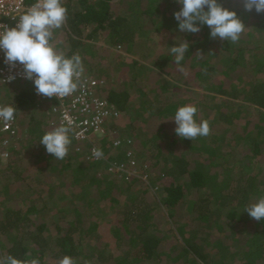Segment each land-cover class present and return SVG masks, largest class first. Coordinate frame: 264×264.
Wrapping results in <instances>:
<instances>
[{
    "label": "trees",
    "instance_id": "16d2710c",
    "mask_svg": "<svg viewBox=\"0 0 264 264\" xmlns=\"http://www.w3.org/2000/svg\"><path fill=\"white\" fill-rule=\"evenodd\" d=\"M73 1L64 0L67 20L63 28L69 46L61 54L71 57L78 53L82 62L105 51L116 54L118 47L132 53L141 39L159 41L155 26L179 30L174 17L179 6L175 2L170 3L176 5L172 9L171 5L161 9L160 0H77L76 5ZM221 3L235 10L246 27L237 43L223 42L224 52L218 54L215 62L201 60L212 39L207 25H201L198 33L179 32L180 42L187 40L190 45L179 64L170 55L169 46L159 51L152 68L134 62L139 66L134 77L144 78L148 72L158 81L149 92L139 90L144 98L133 117L135 121L145 122L141 139L144 153L137 155L135 151L134 141L138 136L133 135L134 130L123 129L116 120H111L104 137L93 140L99 143L102 158H90L93 142H81L69 134L68 155L63 160L55 159L39 142L46 131L53 129L52 121L45 107L36 102L33 86L18 84L19 88L6 100V105L13 106L15 114L25 107L31 111L22 119L20 140L13 145L7 161L3 163L0 159V256L11 254L22 261L35 259L38 264H59L66 255L75 264H157L158 260L161 264H264V219L257 221L245 211L264 192V184L255 171L264 161V13L247 12L243 5L233 4L234 0H221ZM144 17L153 20L149 30H145ZM253 26L261 33L258 43L253 29L249 28ZM101 40L105 47L97 44ZM187 61L191 70H183L186 75H181L179 68ZM209 76V90L223 100L236 102L232 114L223 108L219 115L218 104L200 103L190 97L194 93L176 94L178 82L189 84ZM134 77L126 79L124 88L101 86L102 95L121 112L130 108L133 92L129 81ZM163 91L171 93L162 94ZM148 97H153L158 105ZM239 101H250L257 106L249 119L238 116V108L247 107ZM186 104L197 107L198 122L209 121V136L192 141L175 133L176 123L171 118ZM38 112L42 113V119L37 118ZM146 112L151 119H147ZM221 124L231 128L224 129ZM116 139L120 144L115 145ZM237 140L244 147L236 157H239L236 167L243 170L238 177L231 166L224 164L233 156L225 146H234ZM133 150L139 167L141 159L149 160L150 165L151 160L156 165L164 163L158 173H152L155 169L151 168L146 179L147 190L135 189L136 183L145 182L139 173L129 176L121 172L123 181L108 177L110 167L127 162L128 152ZM26 157H31L37 173L47 170L51 176H58V180L51 178L50 183L40 181L44 191L40 198H31L37 191L31 186L34 179L27 176V164L23 163ZM196 160L201 165L194 166ZM206 165H210V173L204 171ZM7 178H12L15 184L25 180L27 185L17 190L16 186L7 184ZM149 187L157 188V198L147 194ZM66 188L70 199L62 206L55 205L50 193L55 190L56 194L62 193ZM24 192H31L27 194V201ZM64 197L65 194L59 196L60 202ZM85 207L92 208L89 217L84 216ZM55 212L61 218L53 223V233L47 219ZM158 215L172 222V236L161 231ZM231 222L243 224L242 233L232 239L240 247L236 257L237 253L232 254L230 250L219 253L220 249H212V240L218 236L215 244L225 245L226 249L223 237L227 236L225 228ZM86 238H93L95 245L86 246Z\"/></svg>",
    "mask_w": 264,
    "mask_h": 264
},
{
    "label": "clouds",
    "instance_id": "9594fccd",
    "mask_svg": "<svg viewBox=\"0 0 264 264\" xmlns=\"http://www.w3.org/2000/svg\"><path fill=\"white\" fill-rule=\"evenodd\" d=\"M176 2L182 5L180 10L174 13L181 32L198 33L201 25H207L210 28L211 38L237 43L245 30L246 25L237 12L225 7L221 0H176ZM242 2L245 11L255 10L257 13H264V0H242ZM66 20L67 8L64 0H36V3L19 16L14 27L0 31V51L4 53V63L10 69H14L17 64L22 65V76L33 81L37 94L47 98L56 97L62 100L71 95L77 90L78 81L84 71L82 57L78 53L68 57L58 52L51 43L54 30L61 28ZM189 47L187 40L170 47V55L176 64L184 60ZM90 75L94 76V74ZM14 79H16L15 74L7 77L9 81ZM15 111L13 106H0V121H12ZM197 111V107L193 104L180 106L176 110L171 119L176 123L175 133L180 138L194 141L197 137L210 135L209 121L198 122ZM69 132L68 126L61 125L46 131L39 142L55 159L63 160L68 155L71 144ZM94 155L99 156V151L94 150ZM245 211L257 221L264 219V195L249 204ZM0 264H38V262L35 259L22 261L8 254L0 256ZM59 264H75V262L72 257L66 255L59 260Z\"/></svg>",
    "mask_w": 264,
    "mask_h": 264
},
{
    "label": "rangeland",
    "instance_id": "374dc122",
    "mask_svg": "<svg viewBox=\"0 0 264 264\" xmlns=\"http://www.w3.org/2000/svg\"><path fill=\"white\" fill-rule=\"evenodd\" d=\"M77 0H74L73 2L75 3V5L77 4L76 2ZM179 6V10L182 7V5L178 4L176 2V0H160V7L161 9H164L166 6H170L171 5V9H172V5L173 7L176 6L175 4H170V3H174ZM233 4H240L243 5L242 0H234ZM124 6L126 7V5L124 4ZM122 7L123 12L125 7ZM130 15V14H129ZM131 17V15H130ZM144 22H145V30H149L151 25V22H153L152 18L149 17H144ZM134 23L139 26L136 23V20H134ZM170 24V22L168 23ZM253 30L252 33H254V39L256 40V42H260V32L258 30V27H249ZM156 29V31L158 32V38L159 41H154L153 40H145V39H141L139 41L136 42L133 52L129 53L125 51V47H118L115 51L116 54H112L110 52L106 53L107 51H105V53L103 52V54H99V56H97L94 59H89L86 58L84 60L83 63V69L84 72H87L88 74H91V72L94 73V76L102 79V81L104 82L102 86H105L106 88H124L125 86H127V80L133 78V74H135L136 72L139 71V66L135 65V61L142 63L145 66H149V67H153V64L156 60V58L159 55V51H165L167 49V47H171L174 45H177L180 42V36H179V32H181L180 30H176V27L174 28V30H170L169 27H164L163 25L160 26L159 28H157L156 26L153 28ZM152 30V29H151ZM174 35H173V34ZM249 38V36H248ZM225 40H221L220 38H215V39H211L209 41V44L207 45L208 48L204 51L203 57H202V61H204L205 59H208L212 62L216 61V57H218V54L224 52L223 48H222V44ZM103 41L101 40V42H98V45H101L102 47H105V45L102 43ZM51 43L54 45L55 49L62 53L64 52V50L68 49V42H67V37L64 31L63 26L59 29H55L53 32V37L51 40ZM97 45V46H98ZM262 48L261 45H259V48ZM257 48V49H259ZM99 49V48H98ZM211 49V50H210ZM104 50V49H103ZM210 51V52H209ZM121 57L119 58L118 56ZM125 62V65H124ZM184 66V67H183ZM180 66L179 68V72L181 75H186L185 72H183V70H191V65L189 63V61L186 62L185 65ZM144 74V72H143ZM149 73H145V77L142 78V76L140 75L139 77H134L135 79L133 81H129L132 84V92L133 94L130 97V101H129V105L130 108L126 109L125 111L122 112L121 116L119 118L116 119V123L118 124V126H121V128L126 129V128H131L133 129V135H137L138 139L136 141H134V146H135V151L137 152V155L139 154V152L143 151V146L141 144V139L143 136V132L145 130V122L140 119H137L136 121L133 119V117L135 116V108L136 110L139 108L140 105V101L142 100V98H144V95H142V93H138L140 89L145 90L146 92H149L153 87H155L158 83L157 80H154V78L150 75H148ZM147 75V76H146ZM164 78H168V76L162 74ZM133 76V77H131ZM162 77V78H163ZM163 78V79H164ZM127 79V80H126ZM209 79L210 76L207 77L206 79H201V78H197V80H195L193 83H189V84H183L182 82H178V84L180 85L178 89H176V94H185V95H189L191 93H194V96H190L193 97V99H197L200 101V103H211L213 105H219L218 107V114H221V111H223V108L228 109V114H232L233 111L235 112V108L236 106L233 103H236L235 101H233L232 103H230L228 100H223L220 96L217 97L216 94L214 92H212L211 90H209ZM157 82V83H156ZM18 84H20V82H16L13 83L10 86H6L5 88V98H7L6 100H9L13 97V93L19 88ZM26 85H29V82L25 83ZM142 90V91H143ZM162 94H170L171 92H161ZM160 95V94H159ZM200 95H205L202 98H200ZM189 97V96H187ZM151 98L152 100H154L153 97H148ZM241 103L244 104V106L247 107H239L238 110L236 112H238V116L240 118H242V120H246L249 119L251 117V114L254 113L256 111L257 106L254 105V103L250 102V101H239ZM154 103H156L158 105V103L154 100ZM144 110V109H143ZM31 109L28 107L22 108L20 111V116H21V120L23 118H25L26 116L28 117V114H30ZM40 111V110H39ZM38 119H42L41 115L42 113H37ZM43 116V115H42ZM145 116H147V119H151L152 116L146 112ZM237 117V118H239ZM235 118L236 121H238V119ZM26 124V122L24 123V125ZM223 126V128L225 129H230L231 126L227 125L225 127V125L221 124ZM49 128V126H48ZM130 129V130H131ZM97 143V142H96ZM236 145L234 146H225L226 144L224 143V146L226 148V150H229L232 152L233 156L226 161L224 164L225 166H231V168L234 170V175L236 177H238L240 174H242L243 170H240L239 168L236 167L237 163L239 162V157H237L239 150L243 149L244 147H241L242 145H240V141L237 140L236 141ZM99 145V143H98ZM263 150H264V146H263ZM135 151L133 150V153H135ZM145 151H143L144 153ZM30 158V159H29ZM26 157L25 161L23 162L24 164H27V176L29 177V179H34L31 182V186H34V191L36 190L37 192H35L31 198H40V196L43 195L44 191L42 190L41 186H40V181H44L46 180L47 183H50L53 180H58V176H51L47 170H44L40 173H37V167L36 165L32 162L33 160H31V157ZM241 158V156H240ZM148 159V158H145ZM136 160V159H135ZM141 167H139L138 163V173L139 175L145 179L144 183H136V187L135 189L138 190H147V183H148V177L150 171H152L151 168H154L155 170L152 171V173H158L159 171H161V168L164 166V163H159L158 165L155 164V160H151V164H148L147 162L149 160H143L141 159ZM7 161V159L2 160L3 163H5ZM124 163V162H123ZM148 165V166H147ZM201 165L200 162L197 160L194 161V166H198ZM29 167V169H28ZM119 168H116V165H114L113 167L111 166L110 169L107 171L108 172V177L110 179H115V178H119L121 179V181H123L122 178H120L121 176H123V174L121 173L123 170H118ZM221 170V169H220ZM204 171L206 172H211V167L210 165H206L204 166ZM256 175L258 176V180H261L264 184V161L257 165L256 169ZM12 172V171H11ZM141 172V173H140ZM52 178V179H51ZM8 179V178H7ZM116 180V179H115ZM7 184H11L14 187H17V190H21L24 185H27V182L24 180L22 181V183H20V180L17 181V184L12 182V178L8 179ZM124 184L126 185V181L124 179ZM24 188V187H23ZM42 190V191H41ZM156 191L157 188H151L149 187L147 194L148 195H153V197L157 198L156 195ZM24 196H25V200L27 201V194L30 195L31 192H24ZM57 191L55 190L54 192L50 193L52 195V200L56 201V204L58 203L59 206H62V204H65L70 197H67V188L66 190H64L62 193H58L56 194ZM56 194V195H55ZM65 194V202H60V198L59 196H63ZM264 195V192L262 193ZM2 197V194H1ZM30 202H32L30 200ZM29 202V203H30ZM158 210L161 209V205L158 204L157 205ZM60 209V208H59ZM84 211V216L89 217L90 214H92V208L89 207H85L83 209ZM167 214V213H166ZM166 216V215H165ZM179 216H182V212ZM111 217V216H110ZM157 222L159 224V227L161 228V231L164 232V234L166 236H172V231L170 230V228L172 229L173 224L170 220H168L167 218L164 219L163 216L158 215L157 216ZM61 218L59 213L55 212L53 213L52 217L49 216L48 217V224L50 225L53 233H54V222L55 220L59 221ZM62 224H64L63 220L60 221ZM227 231V236L223 237L224 242L227 244V247L225 249V245L224 246H220L219 243L215 244L217 238H219V236L215 239L212 240V249L218 251V249H220L219 253H227L229 250L232 254L237 253L240 250V247H238V245H235L236 242L233 243L232 239H237V234L242 233L243 230V224L241 223H237V222H231L229 223L226 228ZM235 237V238H234ZM170 240V239H169ZM96 241L93 238H86L85 239V245L88 246L87 244H91V245H95ZM224 247V248H223ZM88 248H91L90 246ZM238 255V253L235 255V257ZM157 264H161L162 262L160 260H158L156 262Z\"/></svg>",
    "mask_w": 264,
    "mask_h": 264
},
{
    "label": "built area",
    "instance_id": "2783aa9c",
    "mask_svg": "<svg viewBox=\"0 0 264 264\" xmlns=\"http://www.w3.org/2000/svg\"><path fill=\"white\" fill-rule=\"evenodd\" d=\"M28 0H0V31L9 27H14L19 16L25 13L36 0L28 4ZM22 65L17 64L14 69H10L4 63V53L0 51V106H7L5 99V87L16 82H29L33 86L36 102L43 105L46 114L50 117L53 128L64 125L70 128L69 134L75 139L84 142L99 140L103 138L108 131L107 125L111 120H116L121 116V111L116 104L109 101L101 93V86L104 83L99 78L83 71L78 81V88L71 95L62 100L52 97L47 98L39 95L35 91L33 81L22 76ZM10 74H15L16 79L7 80ZM21 117L19 114L14 115L10 122L0 121V159L6 160L13 149L15 142L20 140ZM97 141L92 143L90 149V158L98 160L102 158ZM116 139L115 145L120 144ZM94 150L99 151L100 155H94ZM130 159L120 166L116 165L118 170H123L129 176L138 175V165L133 158V151L128 152Z\"/></svg>",
    "mask_w": 264,
    "mask_h": 264
}]
</instances>
